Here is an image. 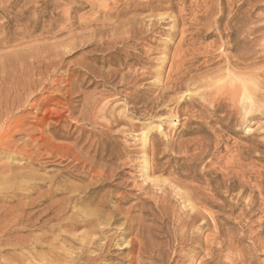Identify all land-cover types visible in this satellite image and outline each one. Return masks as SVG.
<instances>
[{
	"label": "rangeland",
	"instance_id": "obj_1",
	"mask_svg": "<svg viewBox=\"0 0 264 264\" xmlns=\"http://www.w3.org/2000/svg\"><path fill=\"white\" fill-rule=\"evenodd\" d=\"M263 45L264 0H0V264L68 196L131 213L104 264H264Z\"/></svg>",
	"mask_w": 264,
	"mask_h": 264
},
{
	"label": "bare ground",
	"instance_id": "obj_2",
	"mask_svg": "<svg viewBox=\"0 0 264 264\" xmlns=\"http://www.w3.org/2000/svg\"><path fill=\"white\" fill-rule=\"evenodd\" d=\"M226 71L227 72L222 74V77H225L228 81L235 77L234 72L228 70ZM242 76L245 75L239 74V77ZM239 77H237L238 80ZM250 79L249 82H252ZM242 82L244 83V81ZM224 83L226 84V81ZM252 83L250 84L252 85ZM235 88L237 89V87ZM259 88L256 89V86L253 88V86L250 85L249 87L248 85H242L236 91L235 104H239L243 109H245V111L248 110L250 112L253 108L254 101L259 96ZM31 108H33V106H29L28 109ZM16 127H19V125H16ZM11 142V136L5 137L4 135H0L1 154L5 156H12L14 154H21L24 156L26 154V143L29 141L24 143L20 150L16 144L10 145ZM143 143L144 145L146 144L145 136L143 138ZM11 149H13V151H11ZM4 169L6 168L2 167L0 168V171H3ZM83 175L85 176V174ZM83 175L79 176V179H82ZM91 191H94V189H87V191H84L81 194L84 196L91 193ZM77 192H80V190ZM109 194L106 193L103 194V196L108 198ZM74 197L75 196H68L64 202L62 201V204H57L58 207L55 209V211L53 210V216H51L48 221H43L44 217L46 216V213L44 214L43 212L45 209L42 210V208V211H40V214H38L41 216L37 215L38 220L36 223L40 225V229L45 228V225L51 221L55 222L53 226L47 228L48 234L46 232L39 237L40 245L38 248L40 249V252L38 254L41 258V261H44V264H104L103 262H106V260H112V257L110 259H108V257L110 255V249L114 243L116 246L121 247L120 250L126 251V257H130L129 262H131L133 260L132 256L135 253V248L137 245L135 243V239L128 238L131 227L130 220L132 219L131 213H129V211L124 212L123 210L122 212L120 208H118V205L110 206L108 199L99 200L93 205V203L87 202L85 197H80L77 200H74ZM87 204L92 206V208L90 207L91 209L86 210L85 207ZM71 207L75 210L69 212V208ZM67 213H69V215L64 218ZM56 230H60V232H57V234L54 235ZM27 241L25 240V242L21 244L22 248H27ZM46 242L49 244L41 245L45 244Z\"/></svg>",
	"mask_w": 264,
	"mask_h": 264
}]
</instances>
